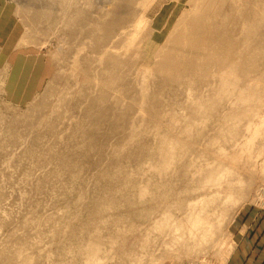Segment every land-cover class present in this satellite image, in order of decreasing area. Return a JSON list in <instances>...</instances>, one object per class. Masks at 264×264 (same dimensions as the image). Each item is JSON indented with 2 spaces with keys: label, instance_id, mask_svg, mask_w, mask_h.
Here are the masks:
<instances>
[{
  "label": "rangeland",
  "instance_id": "obj_1",
  "mask_svg": "<svg viewBox=\"0 0 264 264\" xmlns=\"http://www.w3.org/2000/svg\"><path fill=\"white\" fill-rule=\"evenodd\" d=\"M138 1L152 29L117 39L103 36L104 0H0V264H225L231 227L264 211V0H244L225 22L250 55L223 89L216 72L196 68L203 59L186 51L179 70L157 54L184 29L192 4ZM144 48L156 54L147 70ZM247 93L263 97L252 110ZM213 161L233 170L223 181L237 180L232 198L202 207L205 237L182 227L173 236L189 175ZM186 162L195 166L184 176ZM89 242L98 245L91 263Z\"/></svg>",
  "mask_w": 264,
  "mask_h": 264
},
{
  "label": "bare ground",
  "instance_id": "obj_2",
  "mask_svg": "<svg viewBox=\"0 0 264 264\" xmlns=\"http://www.w3.org/2000/svg\"><path fill=\"white\" fill-rule=\"evenodd\" d=\"M261 1V0H260ZM188 2H190L193 6V8L195 9V11L193 12V14L191 15L190 18H188L183 24H182V27L184 29H182L181 31H183V33H181V31H179L180 33L177 34L176 36H174V40L171 42V44H166V47L165 49L163 50H160L158 53H162L164 54L163 57H164V62L163 64H174V65H177V63H179L178 65H180V61L177 62V59H181L180 55H185L184 53L187 51L189 53V55H193L196 59H197V63H198V58L199 60L203 59V62L202 63H198L197 65L199 66H196L197 67H202L203 65L205 67H207L208 70H210V72H216L217 73V79H218V84L220 85L219 86V89H223L225 87V85L229 82H230V78H231V75H234L237 73V68L239 67L240 68V65L244 62H248V60L246 59L247 57H249L247 54L246 56H243L242 54H240V48L239 46L237 45V41L235 39H233L234 35L232 34V30H230V28L226 27L228 25V23L225 25V22H227L226 20H228L229 22V19L233 18L234 16H236L237 14L239 15V12H241V10H244L245 9V2L244 0H188ZM251 2V0H250ZM258 2V1H257ZM263 2V1H262ZM260 2V3H262ZM254 3V2H253ZM256 3V2H255ZM189 4V3H188ZM141 5V2L138 1V0H104V6H105V11H106V17L107 19H105V21L102 23V31H103V36L105 35V37H113V38H117V39H120V38H123V37H129V39H133L135 38V35L136 33L138 32L139 28L141 26H144V27H149L150 30L152 29V19H148L146 16H145V8H146V5L145 7L142 6V8L140 7ZM255 5V4H254ZM258 5V4H257ZM261 5V4H260ZM264 5V4H263ZM256 7V5H255ZM264 7V6H263ZM262 7V9H263ZM249 8V7H248ZM251 9V8H250ZM256 8H254L253 10L255 11ZM189 10V9H188ZM257 10V9H256ZM190 11H191V8H190ZM189 11V12H190ZM261 12V11H260ZM236 13V14H235ZM245 15H243L244 19H243V27H246L247 25L244 26V24L247 22H249L250 18H248V13L247 12H243ZM247 13V14H246ZM251 13V12H250ZM242 14V13H241ZM264 14V12H263ZM261 15V13H260ZM260 15H257V16H260ZM255 16V15H254ZM240 17V16H239ZM236 18V17H235ZM264 18V16H263ZM237 19V18H236ZM240 19V18H238ZM249 20V21H248ZM264 20V19H263ZM239 21V20H238ZM238 21L236 23H238ZM252 22V21H251ZM99 23V22H98ZM97 23V24H98ZM101 23V22H100ZM99 23V24H100ZM235 23V24H236ZM234 24V25H235ZM249 24V23H248ZM252 25V23L250 24ZM241 26V25H240ZM256 26V25H255ZM249 28V27H248ZM256 28V27H255ZM258 28V26H257ZM256 28V29H257ZM263 28V27H262ZM235 29V27H234ZM240 29V28H239ZM261 30V28H258ZM250 30V29H249ZM252 30V29H251ZM254 30V29H253ZM235 31V30H234ZM247 31V30H246ZM255 31V30H254ZM252 31V33L254 32ZM236 33H238L237 31H235ZM241 32V30H240ZM257 32V31H256ZM264 32V31H263ZM255 34V32H254ZM261 33H259L258 35L260 36ZM170 35V34H169ZM247 34H245L246 36ZM253 35V34H252ZM264 35V34H261V36ZM239 36V35H238ZM242 36V34L240 35ZM243 36H244V33H243ZM244 36V37H245ZM236 37V36H235ZM249 38V36H247ZM169 38V37H168ZM251 38V36H250ZM253 39V38H252ZM263 39V38H262ZM241 40V39H240ZM251 41V39H250ZM263 41V40H262ZM118 42V41H117ZM170 42V41H169ZM257 44H258V41H256ZM247 45V44H246ZM245 45V46H246ZM241 47V46H240ZM264 48V46H263ZM149 50V52H148ZM251 50V49H250ZM262 50V49H261ZM255 52V51H254ZM262 52V51H261ZM264 52V51H263ZM187 53V55H188ZM246 53V52H245ZM248 53V52H247ZM256 54V53H254ZM115 55V54H114ZM159 55V54H158ZM188 55V56H189ZM252 55V54H251ZM156 56L155 55H152L151 52H150V48H144V51H143V68L145 70H147V68H151L152 66H155V62L153 63L152 59L153 57ZM253 56V55H252ZM112 58H114V60L116 59L115 57H113L111 55ZM159 58H161L162 56H157ZM180 57V58H178ZM185 57V56H182V58ZM155 58V57H154ZM186 58V57H185ZM184 58V59H185ZM251 58V57H250ZM162 59V58H161ZM191 59V58H190ZM159 60V59H158ZM187 60V58H186ZM186 60L185 63H186ZM160 61V60H159ZM188 61V60H187ZM193 61V60H192ZM162 62V61H161ZM201 62V61H200ZM151 63H153L154 65H152ZM160 63V62H159ZM158 62H156V64L158 65L159 64ZM184 63V64H185ZM188 63V62H187ZM190 63V62H189ZM170 64V66H171ZM192 64V63H191ZM152 65V66H151ZM156 65V66H157ZM177 65V66H178ZM189 65V64H188ZM164 66V65H163ZM182 66H187V65H182ZM159 67V66H158ZM176 67V66H175ZM175 67H174V70H175ZM181 66H178L179 70H182V68L180 69ZM185 67H183L184 71H185ZM242 67V66H241ZM244 67V66H243ZM242 67V68H243ZM248 67V66H247ZM161 69L164 70V68H162V66L160 67ZM166 68V67H165ZM171 68V67H170ZM188 68H191V67H188ZM195 68V67H194ZM195 68V70H196ZM203 68V67H202ZM249 68V67H248ZM157 69V68H156ZM154 69V70H156ZM159 69V68H158ZM167 69V68H166ZM172 69H173V66H172ZM201 69V68H200ZM205 69V68H204ZM199 70V69H197ZM203 70V69H202ZM162 71V70H161ZM177 71V70H176ZM188 71V70H186ZM185 71V72H186ZM190 71H193L190 69ZM146 72V71H145ZM174 72V71H173ZM181 72V71H180ZM198 71H196L197 73ZM203 72V71H202ZM167 73H169L167 71ZM172 73V72H170ZM169 73V74H170ZM177 73V72H175ZM179 73V72H178ZM181 73H184V72H181ZM200 73V71H199ZM206 73V72H204ZM209 73V72H208ZM245 73V72H244ZM262 73V72H261ZM182 75V74H181ZM190 75V74H188ZM194 75V74H192ZM192 75L191 76V80L193 79L192 78ZM203 75V74H201ZM200 75V76H201ZM196 77L198 76V74L195 75ZM194 76V77H195ZM262 76V75H261ZM189 77V76H187ZM185 77V78H187ZM204 77V76H203ZM206 77V75H205ZM212 77V76H211ZM210 77V78H211ZM177 78V77H176ZM208 78V77H207ZM213 78V77H212ZM260 78V77H259ZM262 78V77H261ZM195 79V78H194ZM199 79V78H198ZM204 79V78H203ZM234 79V78H233ZM183 80V79H182ZM181 80V81H182ZM190 80V81H191ZM201 80V79H200ZM199 80V81H200ZM214 80V79H213ZM238 80V79H237ZM184 81V80H183ZM197 82V80H195ZM206 81V80H205ZM208 81V79H207ZM187 82V81H186ZM193 82V80L191 81ZM203 82V81H202ZM215 82V81H214ZM236 82V81H235ZM194 84V83H193ZM201 84V83H200ZM213 84V83H212ZM211 84V85H212ZM217 84V83H216ZM217 84V85H218ZM232 84V83H231ZM230 84V85H231ZM247 84V83H246ZM250 84V83H249ZM197 85V84H196ZM235 85V84H234ZM258 85V84H257ZM260 85V84H259ZM206 86V85H204ZM216 86V85H215ZM249 86V85H248ZM212 87V86H211ZM246 87V85H245ZM254 88V87H253ZM252 88V89H253ZM210 89V88H209ZM244 93V92H242ZM259 93V92H258ZM261 95V94H260ZM233 96V95H232ZM261 96H264V95H261ZM197 97V96H196ZM218 97V95L216 96ZM228 97V96H227ZM231 97V96H230ZM245 98H250L252 99V102H249L248 105H246V109L247 110H252V108L254 109V102H259L263 97H260L259 95L256 97L254 94L252 95H249L248 93L246 95H244ZM222 98V96H221ZM230 100V99H229ZM250 100V99H249ZM248 100V101H249ZM232 101V100H231ZM236 101H238L236 99ZM234 100V103L236 102ZM233 103V102H231ZM230 103V104H231ZM228 106V105H227ZM231 108V107H230ZM243 109V108H242ZM257 109V108H256ZM259 112V108L257 110V113ZM237 113V112H236ZM214 114V113H213ZM235 115V113H234ZM227 118L228 115L226 114ZM243 117V116H242ZM241 117V118H242ZM226 119V118H225ZM224 119V121H225ZM251 120V118H249ZM222 121V120H220ZM222 121V122H224ZM228 121H231L230 119ZM247 124L245 125V130L247 131H250L251 129V125H253L252 121H249L247 120ZM261 122H263V120H261ZM230 123V122H228ZM260 123V122H259ZM257 124V123H256ZM255 124V125H256ZM233 125V124H232ZM235 125V124H234ZM233 125V126H234ZM227 128V127H226ZM253 128L255 129V126L252 127V130ZM230 130V128H228ZM258 129H261V128H258ZM256 129V130H258ZM255 131V130H253ZM253 131H252V136H254L255 138H257L256 133L253 134ZM262 132L264 130H261ZM260 130L258 131L257 135L259 134V132H261ZM247 134V132H246ZM262 134V133H261ZM250 136V135H249ZM251 136V138H252ZM259 136V135H258ZM262 137V136H261ZM247 138L249 139V137L247 136ZM255 138H253L255 140ZM246 139V138H245ZM247 139V141H248ZM253 139H249L251 141V143H254L256 144V140L254 142H252ZM166 140V139H165ZM162 143H164V140L162 139ZM236 141V139H235ZM244 141V140H243ZM246 141V142H247ZM249 141V142H250ZM166 142L168 143V141L166 140ZM174 142V141H173ZM176 142V140H175ZM174 142V143H175ZM186 142V141H185ZM239 142V141H238ZM245 142V141H244ZM243 143V144H247V143ZM264 142V141H263ZM166 143V144H167ZM170 143V146L173 145L174 143H171V141L169 142ZM182 143V141L180 142ZM237 143V142H235ZM176 145L178 143H175ZM164 145V144H163ZM161 144V146H163ZM168 147H169V144H167ZM184 145V144H182ZM248 145H252V144H249ZM247 145V146H248ZM264 145V144H263ZM175 146V145H174ZM167 147V149L169 150V159H173L172 157L174 156V154L171 152L173 149V147ZM254 146V144H253ZM256 146H260L259 144L256 145ZM166 147V145H165ZM163 147V148H165ZM180 147V146H179ZM178 147V148H179ZM189 147V146H188ZM245 147V148H244ZM252 147V146H251ZM264 147V146H263ZM181 148V147H180ZM248 148V151H250L249 147ZM257 148V147H256ZM262 148V147H261ZM222 150V147L220 148ZM244 151L246 149V146H243L242 148ZM254 149V148H253ZM260 149V147L258 148ZM160 150V149H159ZM164 150V149H162ZM161 150V152H162ZM166 150L165 148V151H168ZM256 150V149H254ZM213 151V150H212ZM245 151V152H246ZM252 151V150H251ZM261 152L260 153H263L262 151L263 150H260ZM160 152V151H159ZM209 152V151H208ZM223 152V151H222ZM253 152V151H252ZM162 153H165V152H162ZM161 153V154H162ZM168 153V152H166ZM165 153V154H166ZM183 153V152H182ZM185 153V152H184ZM215 153V151H214ZM217 153V152H216ZM244 154V152H242ZM254 153V152H253ZM165 154H162L163 156ZM249 154V153H248ZM257 154H259V152H257ZM255 154V155H257ZM264 154V153H263ZM209 155V154H208ZM247 155V154H246ZM161 156V155H160ZM258 156V155H257ZM162 157V156H161ZM166 157V156H165ZM217 157V156H216ZM248 157V155H247ZM259 157V156H258ZM168 158V156L166 157ZM251 158V156L248 157V159ZM262 158V157H261ZM163 160V158H161ZM169 159H168V162H169ZM223 159V158H222ZM165 161V160H164ZM163 161V164L164 165H168V162H167V159H166V163ZM253 161V160H252ZM170 163H171V160H170ZM193 163V162H192ZM191 162L189 163H185L186 165L184 166V169L183 171H185L184 173V176L186 174H188V171H189V167L193 166ZM264 163V162H263ZM191 165V166H190ZM195 166V165H194ZM193 166V167H194ZM197 166V165H196ZM199 166H197L198 168ZM175 168V167H174ZM183 168V167H182ZM252 168V167H251ZM246 169V168H245ZM190 170H192V167L190 168ZM193 171L195 172H192L191 173V177L189 175V179L191 178V182H193L190 186H186L183 191H186V195L185 197L181 198L182 200L180 199H177L176 201V204H175V207H179V208H183L184 207L186 208V212L182 211V215L179 219V221L176 222V224L174 225L175 227H178V229H176L177 231L173 234V236L175 235H178L179 237V231H182V230H186L184 233H186L184 236H191L193 234V236H198L200 234V232L202 231L199 226V224L202 223V221L204 220V216H202V207L205 205V204H208V202H213L212 200L215 199V197H221V199H225L224 201H226V198L228 199V196L231 194V198H232V193L230 192V188L229 186L232 187V185H230L231 183L237 181V180H233V182L230 183L229 181V184L226 183V182H223L225 180V175L226 173L228 172H233V170L229 167H222V165H219L218 162H207L206 166H200L198 170H194L193 168ZM198 176H196V175ZM235 176V175H234ZM236 177V176H235ZM188 179V178H187ZM227 179V178H226ZM240 182L238 183H241L242 180H239ZM223 183L225 184V186H221L223 185ZM228 184V186H227ZM250 185V184H249ZM183 186V185H182ZM247 186V185H246ZM172 187V186H171ZM180 187V186H179ZM144 191H145V188H143ZM231 189L234 190V188L232 187ZM240 189V188H239ZM172 190V189H171ZM174 190V188H173ZM180 190V188H179ZM142 191V190H141ZM176 192V190H175ZM178 189H177V193H178ZM184 193V192H183ZM234 193V192H233ZM173 195V194H172ZM178 195V194H177ZM234 196V194H233ZM180 197V196H179ZM229 198V199H231ZM220 200V198H219ZM223 201V202H224ZM220 202V201H219ZM210 205V204H209ZM208 205V206H209ZM175 208V209H178V208ZM205 207V206H204ZM206 209V208H205ZM178 210H182V209H178ZM172 211V210H171ZM170 211V212H171ZM169 212V213H170ZM203 212H206V210L204 211V208H203ZM167 213V212H165ZM164 213V214H165ZM172 215H173V212H171ZM170 213V214H171ZM162 214V216L164 215ZM168 214V213H167ZM165 214L166 216H169V214L167 215ZM164 215V216H165ZM176 215V214H175ZM171 216V215H170ZM173 221L175 217L174 215L171 216ZM176 217H180V214L179 216H176ZM175 217V218H176ZM163 218V217H162ZM160 218V221H161V224L163 223L162 220L165 222L164 219ZM166 218L168 221L170 218H167V217H164ZM162 219V220H161ZM207 219V218H206ZM206 219L204 221V224L206 223ZM159 220V219H157ZM178 220V219H177ZM159 222V221H158ZM168 222H171V221H168ZM155 223V222H154ZM160 223V222H159ZM172 223V222H171ZM157 224V221L156 223ZM164 224V223H163ZM166 224V222H165ZM163 225V226H166V225ZM174 224V223H173ZM172 224V225H173ZM156 227H159V224L158 226L155 225ZM162 226V227H163ZM171 226V225H170ZM185 226V227H184ZM201 226V225H200ZM203 226V225H202ZM201 226V227H202ZM182 227V230L181 228ZM184 227V228H183ZM180 228V229H179ZM205 227H203L202 229H204ZM174 229V228H173ZM173 229H170V230H173ZM207 230V229H206ZM204 231V230H203ZM202 231V232H203ZM174 231H170V238L173 237L172 236V233ZM178 233V234H177ZM182 232H180L181 234ZM183 233V234H184ZM205 234V232H204ZM202 235L203 237H205V235H203L202 233L200 234ZM183 236V235H182ZM183 236V237H184ZM177 237V236H176ZM175 237V238H176ZM201 237V236H200ZM202 237V238H203ZM180 238H181V235H180ZM185 238H190V237H185ZM193 238V237H192ZM173 239V238H172ZM92 240V239H91ZM90 240V242H91ZM179 240V239H178ZM89 242V243H90ZM96 243V242H95ZM98 244V243H97ZM90 245V246H89ZM88 246L89 248H87V245H86V249L87 251L90 252L89 256L88 253H85L86 255L89 256V259H90V263L92 262L91 258L96 255V251H97V248L96 246L98 245H94L92 246V244L90 243ZM85 248H84V252H85ZM86 251V252H87ZM91 257V258H90ZM87 258V257H86ZM93 258V260L95 261V259ZM88 259V258H87ZM86 259V260H87ZM89 261V260H88ZM87 263V261H86Z\"/></svg>",
  "mask_w": 264,
  "mask_h": 264
},
{
  "label": "crops",
  "instance_id": "obj_3",
  "mask_svg": "<svg viewBox=\"0 0 264 264\" xmlns=\"http://www.w3.org/2000/svg\"><path fill=\"white\" fill-rule=\"evenodd\" d=\"M233 226V248L225 264H264V211L251 210Z\"/></svg>",
  "mask_w": 264,
  "mask_h": 264
}]
</instances>
